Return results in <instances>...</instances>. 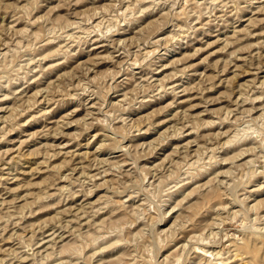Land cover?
Here are the masks:
<instances>
[{
    "label": "rangeland",
    "instance_id": "1",
    "mask_svg": "<svg viewBox=\"0 0 264 264\" xmlns=\"http://www.w3.org/2000/svg\"><path fill=\"white\" fill-rule=\"evenodd\" d=\"M264 264V0H0V264Z\"/></svg>",
    "mask_w": 264,
    "mask_h": 264
},
{
    "label": "bare ground",
    "instance_id": "2",
    "mask_svg": "<svg viewBox=\"0 0 264 264\" xmlns=\"http://www.w3.org/2000/svg\"><path fill=\"white\" fill-rule=\"evenodd\" d=\"M218 264H220V263H218Z\"/></svg>",
    "mask_w": 264,
    "mask_h": 264
}]
</instances>
